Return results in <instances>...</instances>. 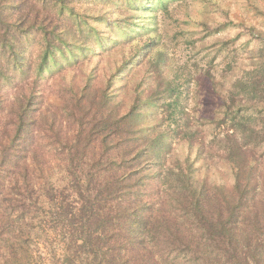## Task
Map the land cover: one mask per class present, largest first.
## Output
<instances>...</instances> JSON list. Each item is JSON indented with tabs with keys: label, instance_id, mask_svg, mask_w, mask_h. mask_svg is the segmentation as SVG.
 I'll use <instances>...</instances> for the list:
<instances>
[{
	"label": "trees",
	"instance_id": "trees-1",
	"mask_svg": "<svg viewBox=\"0 0 264 264\" xmlns=\"http://www.w3.org/2000/svg\"><path fill=\"white\" fill-rule=\"evenodd\" d=\"M74 1L0 0V98L14 112L10 122L0 113V247L10 257L6 264H38L43 256V264H264V34L258 65L223 90L225 114L214 124L224 129L217 150L232 170L228 186L206 176L212 154L180 106L173 80L162 90L159 80L155 88L148 84L153 89L145 95L137 83L126 100L111 92L113 79L125 84L128 64L150 55L155 11L172 0H121L113 8L121 15L116 21L110 8L91 6L108 31L92 28L84 16L87 28L75 22ZM31 33L44 41L39 76L55 70V50H70L62 55L68 62L85 57L89 37L102 47L121 37L150 36L112 74L106 94L85 90V83L69 98L79 124L64 136L69 146L60 184L37 181V173L48 177L52 167L32 146L36 130L47 125L54 133L61 121L52 127L57 118L42 108L39 77L29 80L23 42ZM176 138L188 151L167 162Z\"/></svg>",
	"mask_w": 264,
	"mask_h": 264
},
{
	"label": "rangeland",
	"instance_id": "rangeland-1",
	"mask_svg": "<svg viewBox=\"0 0 264 264\" xmlns=\"http://www.w3.org/2000/svg\"><path fill=\"white\" fill-rule=\"evenodd\" d=\"M120 3L121 0H76L73 3L78 14L74 16L75 22H79L84 29L89 24L92 28L108 31L109 26L93 17V14L100 16V13L91 11V6L101 12H107L106 7L110 8V16L116 21L121 15L113 8ZM83 16L88 24L83 22ZM146 17L144 14V22ZM151 30L154 38L151 40L150 55L143 58L137 56L136 62L128 64L122 71L125 73V84L121 85L120 81L113 79L111 92H116V99L120 96L125 99L128 89L131 95L135 94L137 83L139 91L143 90L145 95L155 88V81H161L162 90L166 82L173 80L180 96V106L185 108V113L199 131L197 138L203 149L212 154L206 157L209 166L206 176L212 183L223 182L230 186L233 182L231 167L220 156L221 151L217 150V140L224 129L222 126L214 127V124L225 114L221 102L223 90L258 65L256 51L261 44V35L264 34V0H172L166 10L155 11ZM148 40V35L136 36L128 41L121 37L115 44L107 41L101 47L95 38L89 37L90 49L85 57L76 55L77 63L68 62L62 55L71 53L70 50L62 49L64 54L55 50L57 66L51 64L56 66L55 70L39 76V58L44 41L38 33H31L24 39L25 66H29V80L39 77L38 86L44 95L42 108H48L57 118L52 127H56L58 120L61 121L59 130L53 129L54 133L47 125L36 130L32 146L44 152V159L52 167L48 177L47 174L41 176L37 173L39 183L44 184V178L55 184L65 180L62 165L65 164L69 143L64 141V136L72 135L79 124V114L71 115L69 98L77 97V92L84 88L85 83L88 85L85 90L91 89L92 93L102 97L108 91H103L106 83L114 78L112 74L131 57L133 47L140 48ZM89 77L93 78L90 84ZM148 84L153 88H148ZM13 88L7 89L10 95L15 92ZM3 99L0 98L1 120L10 122L14 112L10 101ZM9 127L13 125L9 124ZM197 144L194 142L193 146ZM194 150V147L190 149L192 157ZM187 151L183 140L174 139L167 162L173 158L182 160ZM31 162H34L32 158ZM6 254V250L0 247V264H6V259L10 260ZM42 258L45 261V256ZM42 258L38 263V257H34L38 264H43Z\"/></svg>",
	"mask_w": 264,
	"mask_h": 264
}]
</instances>
